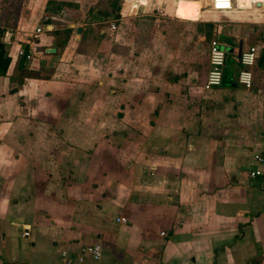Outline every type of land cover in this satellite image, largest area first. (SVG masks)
I'll return each mask as SVG.
<instances>
[{
  "label": "crops",
  "instance_id": "1",
  "mask_svg": "<svg viewBox=\"0 0 264 264\" xmlns=\"http://www.w3.org/2000/svg\"><path fill=\"white\" fill-rule=\"evenodd\" d=\"M198 16L188 0H0V264H61L94 243L100 259L82 264H264L259 21L250 45L212 33L257 47L252 86L237 54L205 89L209 62L188 54ZM20 48L50 78L22 76Z\"/></svg>",
  "mask_w": 264,
  "mask_h": 264
},
{
  "label": "rangeland",
  "instance_id": "2",
  "mask_svg": "<svg viewBox=\"0 0 264 264\" xmlns=\"http://www.w3.org/2000/svg\"><path fill=\"white\" fill-rule=\"evenodd\" d=\"M256 1H263V0H256ZM194 2L198 6V10L202 12V17H196L195 19H198L196 21H203L204 26L201 29V32L197 30L196 28H193L189 24L194 21V19L188 18V26L192 27L190 33L192 34V42L188 41V54L193 56L194 60L200 61L199 69L200 72H207L208 69V42L210 38L212 37V33L214 31H218V28L222 27L223 30H234V33L238 36H242L246 39V44L250 45V39L248 38L249 35L253 33L252 27H250V24L257 22L258 28H256L257 36L255 37L256 43L261 48V54L264 55V6L263 7H257V5L252 4V8H237L230 10V11H213L209 6V0H188V3ZM55 9H57L55 7ZM256 9V10H255ZM263 9V10H262ZM59 14L63 18H72L74 10H68L66 11L67 14H64L65 7H61L59 10H57ZM56 12V13H57ZM52 13V12H51ZM57 24L60 25V29L57 30V33H59V37H61V41L65 38V30L66 28L61 25L64 24V20H60L57 22L54 20ZM65 25V24H64ZM61 35V36H60ZM202 35V36H201ZM216 39L219 41L220 45L224 47L226 50L227 56L224 66V73H226L227 76H231L234 72L233 67L237 65L235 59H237V45L234 39H232L230 36L226 34L219 33L216 36ZM63 40V41H64ZM258 41V42H257ZM254 42V41H253ZM233 48V51L230 52V49ZM86 104H89V99L85 100ZM84 113V112H83Z\"/></svg>",
  "mask_w": 264,
  "mask_h": 264
},
{
  "label": "built area",
  "instance_id": "3",
  "mask_svg": "<svg viewBox=\"0 0 264 264\" xmlns=\"http://www.w3.org/2000/svg\"><path fill=\"white\" fill-rule=\"evenodd\" d=\"M264 1L257 2L252 1L251 4H255L258 7L264 6ZM235 5H237V0H209V6L213 11H229L232 10ZM162 11L161 9H158ZM46 18V17H45ZM111 27H114V23H110ZM44 31V27L41 25L35 28L36 33ZM0 41H2V36L0 35ZM19 55H25V59L30 61L33 59V52L31 49L27 51L20 48L18 51ZM258 56L257 47L251 45L246 49H242L239 61L241 68L237 75V83L245 88H250L253 84V75L251 72V67L255 64ZM226 61V50L222 47L216 36L210 38L208 42V62L209 69L206 75L204 88L211 89L219 86L223 80V69ZM254 159L257 162H264V153H255ZM249 175L254 177L258 175V171H250ZM124 221L123 218L118 219ZM25 235L28 232H24ZM164 234V232H162ZM102 255V246L100 243H94L86 245L82 248L81 252L76 255H71L66 249H62L60 252V263L61 264H82L84 260L88 257L98 260Z\"/></svg>",
  "mask_w": 264,
  "mask_h": 264
},
{
  "label": "trees",
  "instance_id": "4",
  "mask_svg": "<svg viewBox=\"0 0 264 264\" xmlns=\"http://www.w3.org/2000/svg\"><path fill=\"white\" fill-rule=\"evenodd\" d=\"M117 17H119V15H116V18ZM26 49L27 48H24V50ZM10 62L11 59L6 50V46L2 41H0V75L6 74ZM25 62H26L25 55H20L18 68L22 76L44 78V79L50 78L51 72L47 71L44 67L40 68L39 70H32L26 67Z\"/></svg>",
  "mask_w": 264,
  "mask_h": 264
},
{
  "label": "water",
  "instance_id": "5",
  "mask_svg": "<svg viewBox=\"0 0 264 264\" xmlns=\"http://www.w3.org/2000/svg\"><path fill=\"white\" fill-rule=\"evenodd\" d=\"M264 4V3H263ZM137 7V3L134 2L130 8V14L133 13L134 9ZM47 51L50 52V53H54L56 51V49L54 47H51V48H47ZM241 51H242V42H240L239 44V47H238V57H240V54H241Z\"/></svg>",
  "mask_w": 264,
  "mask_h": 264
},
{
  "label": "bare ground",
  "instance_id": "6",
  "mask_svg": "<svg viewBox=\"0 0 264 264\" xmlns=\"http://www.w3.org/2000/svg\"><path fill=\"white\" fill-rule=\"evenodd\" d=\"M257 2H259V1H257Z\"/></svg>",
  "mask_w": 264,
  "mask_h": 264
}]
</instances>
